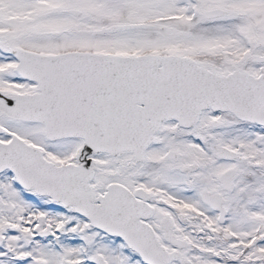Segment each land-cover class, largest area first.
Segmentation results:
<instances>
[{"label": "snow or ice", "instance_id": "snow-or-ice-1", "mask_svg": "<svg viewBox=\"0 0 264 264\" xmlns=\"http://www.w3.org/2000/svg\"><path fill=\"white\" fill-rule=\"evenodd\" d=\"M0 264H264V0H0Z\"/></svg>", "mask_w": 264, "mask_h": 264}]
</instances>
